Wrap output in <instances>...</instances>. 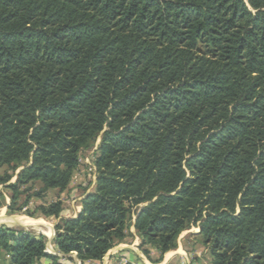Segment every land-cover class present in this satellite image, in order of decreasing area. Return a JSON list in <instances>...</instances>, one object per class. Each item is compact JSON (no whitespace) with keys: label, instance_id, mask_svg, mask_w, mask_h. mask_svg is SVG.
Here are the masks:
<instances>
[{"label":"trees","instance_id":"1","mask_svg":"<svg viewBox=\"0 0 264 264\" xmlns=\"http://www.w3.org/2000/svg\"><path fill=\"white\" fill-rule=\"evenodd\" d=\"M98 137L77 216L37 208L61 256L0 226L6 264L101 262L132 216L148 259L197 227L209 264H264V0H0L9 211L66 191Z\"/></svg>","mask_w":264,"mask_h":264},{"label":"rangeland","instance_id":"2","mask_svg":"<svg viewBox=\"0 0 264 264\" xmlns=\"http://www.w3.org/2000/svg\"><path fill=\"white\" fill-rule=\"evenodd\" d=\"M100 142V137L97 138L94 147L90 150L83 151L79 154V164L74 172L72 179L68 185L66 191L58 193L57 191H48L41 199L32 197L29 200L27 207L22 210H15L10 212L8 207L10 205V193L6 188L0 187V226H4L7 229L14 231H22L32 235H42L46 240V254H58L53 245V238L55 236L54 227L59 221L54 217H44L41 215L37 208L40 205H48L56 201H61L64 218H75L80 211V201L89 193L95 189V167L93 165V159L96 155V149ZM15 177L10 182H14ZM38 184L31 186V192L37 191ZM25 196H22L18 201L20 207L25 201ZM16 208V207H15ZM135 216H132V221L128 225L126 231V238L123 243L112 248L101 260V262H93L88 264H125L127 262L131 264H209L210 256L207 251L199 242V229L197 227H191L180 233L177 239V248L167 252L159 259L158 253L151 248L148 259L139 249L140 240L133 227V221ZM49 229L51 236H46V230ZM123 247L127 249H137L138 256L125 252H116L111 255L115 248ZM127 252V251H126ZM73 262L68 264H80V261L76 258V255L71 254ZM42 263H48L46 260H42ZM0 264H6V261L0 259Z\"/></svg>","mask_w":264,"mask_h":264},{"label":"crops","instance_id":"3","mask_svg":"<svg viewBox=\"0 0 264 264\" xmlns=\"http://www.w3.org/2000/svg\"><path fill=\"white\" fill-rule=\"evenodd\" d=\"M124 247V246H123ZM122 246L121 247H118V248H115L111 253V255H114L116 252H125L124 254H126V253H129V254H132L133 256H138L139 257V255H138V252H137V249H127V250H125V248H123ZM127 251V252H126Z\"/></svg>","mask_w":264,"mask_h":264},{"label":"bare ground","instance_id":"4","mask_svg":"<svg viewBox=\"0 0 264 264\" xmlns=\"http://www.w3.org/2000/svg\"><path fill=\"white\" fill-rule=\"evenodd\" d=\"M45 234H46V236H51V232H50V230L47 229Z\"/></svg>","mask_w":264,"mask_h":264},{"label":"water","instance_id":"5","mask_svg":"<svg viewBox=\"0 0 264 264\" xmlns=\"http://www.w3.org/2000/svg\"><path fill=\"white\" fill-rule=\"evenodd\" d=\"M53 255H56V254H53Z\"/></svg>","mask_w":264,"mask_h":264}]
</instances>
